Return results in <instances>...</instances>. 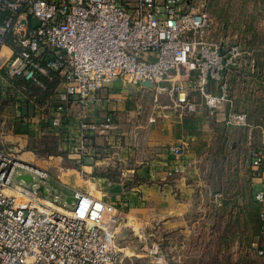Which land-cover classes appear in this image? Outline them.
<instances>
[{
    "label": "built area",
    "instance_id": "1",
    "mask_svg": "<svg viewBox=\"0 0 264 264\" xmlns=\"http://www.w3.org/2000/svg\"><path fill=\"white\" fill-rule=\"evenodd\" d=\"M212 27L204 1L0 0V73L38 92L53 91L45 103L35 96L30 102L40 112L54 102V127L74 113L79 128L69 151L78 156L93 150L96 134L115 128L110 116L90 120L89 107L116 79L131 86L148 81L155 100L167 93L182 114L205 107L210 115L223 112L230 125L246 126L248 113L238 109L229 81L243 48L210 39ZM6 47L10 53L3 56ZM171 151L179 158L184 149ZM17 152L0 146V264H120L116 235L124 210L65 185H59L62 195L74 199L52 200L58 186L49 170ZM251 166L253 173L264 166L263 139ZM254 197L260 205L259 232L251 247L264 259V191ZM149 253L151 264L167 261L158 242Z\"/></svg>",
    "mask_w": 264,
    "mask_h": 264
},
{
    "label": "crops",
    "instance_id": "2",
    "mask_svg": "<svg viewBox=\"0 0 264 264\" xmlns=\"http://www.w3.org/2000/svg\"><path fill=\"white\" fill-rule=\"evenodd\" d=\"M9 53L7 47L2 51L3 56ZM249 70L242 79L255 72L257 82L254 84L259 91L256 90V95H244L249 106L240 110L248 113V125L242 126L244 129L241 130L247 135L243 133L238 138L228 129L232 125L226 123L223 112L210 115L202 107L197 113L182 114L175 109L167 93L160 94L155 100L152 88L146 84L131 86L116 79L94 96L89 107L90 120L101 121L110 116L115 128L93 137V150L85 155L92 162L82 167L89 173L96 168L102 170L90 176L94 189L100 193L99 197L124 210L116 238L125 256L149 252L152 243L163 242L167 254L164 264H200L202 260V264L210 263L209 257L204 255L210 254L212 249L202 243L217 235L214 231L201 229L200 192L209 187L214 173L212 167L223 152L226 151L223 155L228 157L235 156L240 164L245 160L252 171L253 153L261 148L264 140L261 137L264 128V68H257L252 73ZM233 74H230L229 81ZM231 92L235 94L237 104L239 91L234 92L231 88ZM33 96L39 103H45L54 95L53 91L38 92L36 87L22 81L21 85L14 83L3 71L0 73V146L23 151L26 158L32 154L28 160L36 164L35 156H52L50 151L53 148L45 151L38 148L43 136L58 139L59 149L69 151V145L77 138L79 125L71 113L63 117L61 127H54V102L50 101L45 111L40 112L30 102ZM220 125L226 126L228 131L223 150L217 149L222 135ZM253 130L256 131L253 136L256 142L250 151L246 146L252 139L249 133ZM115 132L120 133L119 140ZM174 146H183L179 158L171 151ZM251 174L255 192L264 191V166L258 173L252 171ZM62 178L69 183L75 182L70 176ZM72 186L94 193L84 185ZM258 227L259 219L252 235L257 234ZM229 247L212 248L214 253L220 254L233 250Z\"/></svg>",
    "mask_w": 264,
    "mask_h": 264
},
{
    "label": "rangeland",
    "instance_id": "3",
    "mask_svg": "<svg viewBox=\"0 0 264 264\" xmlns=\"http://www.w3.org/2000/svg\"><path fill=\"white\" fill-rule=\"evenodd\" d=\"M196 1L200 3L202 1L205 2L213 19L210 39L218 42L222 41L223 43L238 42L243 48L242 65L230 72V74L234 72L233 78H230V83L234 92L238 90L240 94L236 98L238 99L237 104H239L237 105L238 109L248 107V99L244 98V95H246L245 93H256L258 88L254 84L257 82L254 71L257 68H264V0ZM248 68H250L249 71L251 73H254L247 74L246 78L242 79ZM242 73L244 74L242 75ZM14 83L21 85V81ZM249 100L252 101V99ZM218 128H220L219 130L222 135L220 134L219 136L221 140L219 139L220 142L217 143V149L223 150L225 149V139L228 131L226 126L220 125ZM228 129L237 138L244 133L241 130L244 129L242 126L232 125ZM255 133V130L249 133L252 139H250L246 148L250 151L256 142H254L253 137ZM244 145L246 144L244 143ZM38 146L40 151L53 148L50 151L52 152V156L38 155L33 159L36 164L49 170L53 183L55 182V185L58 186L49 195V198L58 203L66 202V196L62 195L64 189L60 186L65 185L76 189L72 186L73 184L84 185L91 189L96 196L100 195L94 189L90 176H93L97 172L99 174L102 170L96 168L93 173H89L82 167L83 164L92 162L89 156H78L62 148L60 150L59 140L50 136H43L39 140ZM225 153L226 151L223 152V154ZM223 154L216 160L214 166H211L214 173L210 177L209 187L202 189L199 196L200 214L203 216L201 219V229L214 231L217 235L211 241L207 240L202 243L205 247L212 249L210 254L206 253L204 256L206 258L209 257L207 259H209L210 263L207 264H264V259H260L261 257L251 247V241L254 238L252 234L257 228V216L259 213L258 205L253 198L255 190L252 171L245 160L240 164V161L236 160L235 156L228 157ZM17 155L20 158H26L27 154L25 155L23 151H20L17 152ZM29 155L31 156L25 160L32 157V154ZM28 161L33 163L32 160ZM63 176H70L75 182H66L62 178ZM16 181L18 180L16 179ZM55 194L59 196L57 199H55ZM241 199L243 200L240 201ZM159 244L164 251V243L160 242ZM226 246L233 247V250L230 252L229 250L227 252L221 251L220 254L213 252L214 248ZM253 256L260 258L256 259ZM121 258L120 264H151L149 252H143L136 256H125V252L122 251ZM202 261L200 264H202Z\"/></svg>",
    "mask_w": 264,
    "mask_h": 264
},
{
    "label": "water",
    "instance_id": "4",
    "mask_svg": "<svg viewBox=\"0 0 264 264\" xmlns=\"http://www.w3.org/2000/svg\"><path fill=\"white\" fill-rule=\"evenodd\" d=\"M146 84H149V82L147 81ZM21 178H23L25 181L30 182L32 180V176L31 175H22ZM74 199L73 195H70L67 197V202H71Z\"/></svg>",
    "mask_w": 264,
    "mask_h": 264
},
{
    "label": "trees",
    "instance_id": "5",
    "mask_svg": "<svg viewBox=\"0 0 264 264\" xmlns=\"http://www.w3.org/2000/svg\"><path fill=\"white\" fill-rule=\"evenodd\" d=\"M256 203H257V201H256ZM258 209H260V206L258 205ZM259 211V210H258ZM258 219H259V213H258ZM259 232V227H258V229H257V232L256 233H258Z\"/></svg>",
    "mask_w": 264,
    "mask_h": 264
}]
</instances>
